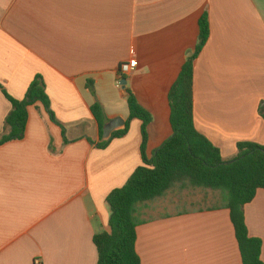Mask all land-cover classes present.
Segmentation results:
<instances>
[{"label":"crops","instance_id":"1","mask_svg":"<svg viewBox=\"0 0 264 264\" xmlns=\"http://www.w3.org/2000/svg\"><path fill=\"white\" fill-rule=\"evenodd\" d=\"M205 12L209 36L193 60L194 124L230 160L240 141L264 146V0H0V85L22 99L41 75L54 115L40 102L28 106L23 137L0 144V264H96L93 236L109 229L106 196L142 165L141 121L100 148L90 106L100 102L106 122L125 123L130 91L152 117L150 158L172 135L168 92ZM133 57L136 67L121 76L120 64ZM2 89L5 133L11 104ZM169 195L140 210V264H242L218 198L172 210L160 204ZM243 212L264 263V189Z\"/></svg>","mask_w":264,"mask_h":264},{"label":"trees","instance_id":"2","mask_svg":"<svg viewBox=\"0 0 264 264\" xmlns=\"http://www.w3.org/2000/svg\"><path fill=\"white\" fill-rule=\"evenodd\" d=\"M198 24L199 35L193 54L182 65L168 92L172 135L148 158L145 152L147 126L152 117L128 91L127 121L122 128L114 130L106 139L100 138L97 143L98 147L103 148L113 138L126 134L131 119L141 121L142 165L133 171L121 187L111 190L106 196L110 210L109 229L93 236L97 250L96 264H140L135 249L140 210L169 193L187 190L213 193L221 206L229 210L242 264H264L260 257L261 239L249 235L243 212V206L253 200L257 190L264 189V146L240 141L236 144V155L224 160L219 148L196 129L192 91L193 60L209 36L206 12ZM87 85L92 90L91 82L88 81ZM2 92L10 102L11 109L4 119L8 131L0 133V144L23 137L28 106L36 102H40L54 119L41 75H35L22 99L11 97L3 89ZM90 110L101 137L107 120L103 106L96 101ZM259 113L264 118V106L259 108Z\"/></svg>","mask_w":264,"mask_h":264},{"label":"rangeland","instance_id":"3","mask_svg":"<svg viewBox=\"0 0 264 264\" xmlns=\"http://www.w3.org/2000/svg\"><path fill=\"white\" fill-rule=\"evenodd\" d=\"M169 194L170 195L165 197L164 199L165 203L162 202L160 204L167 205V207L169 206L170 209L172 210L173 209L186 210V209H193V208H198V207H206V206L214 204V200L212 199V196L214 195L213 193L205 194V192H201L198 190H195V191L187 190V191H182V192H173ZM167 199L169 200L167 201ZM167 203H170V204H167Z\"/></svg>","mask_w":264,"mask_h":264},{"label":"water","instance_id":"4","mask_svg":"<svg viewBox=\"0 0 264 264\" xmlns=\"http://www.w3.org/2000/svg\"><path fill=\"white\" fill-rule=\"evenodd\" d=\"M126 80L123 79L121 84L122 86H124ZM123 120L120 117H115L112 118L110 120H108L102 128V137L104 139L108 138L110 136V134L112 133V131H114L115 129H118L119 127H121L123 125Z\"/></svg>","mask_w":264,"mask_h":264},{"label":"built area","instance_id":"5","mask_svg":"<svg viewBox=\"0 0 264 264\" xmlns=\"http://www.w3.org/2000/svg\"><path fill=\"white\" fill-rule=\"evenodd\" d=\"M137 65V60L133 57L125 62H122L119 66V72L121 76H126L132 73L133 69ZM117 84H120V80H117ZM33 264H41V260L39 257H35L33 260Z\"/></svg>","mask_w":264,"mask_h":264}]
</instances>
